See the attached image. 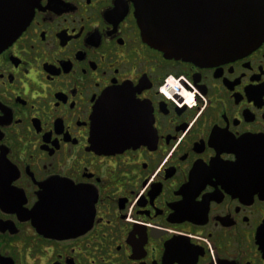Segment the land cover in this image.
I'll list each match as a JSON object with an SVG mask.
<instances>
[{
    "label": "flooded vegetation",
    "instance_id": "obj_1",
    "mask_svg": "<svg viewBox=\"0 0 264 264\" xmlns=\"http://www.w3.org/2000/svg\"><path fill=\"white\" fill-rule=\"evenodd\" d=\"M0 264H264V41L203 64L134 0H38L0 51Z\"/></svg>",
    "mask_w": 264,
    "mask_h": 264
},
{
    "label": "water",
    "instance_id": "obj_2",
    "mask_svg": "<svg viewBox=\"0 0 264 264\" xmlns=\"http://www.w3.org/2000/svg\"><path fill=\"white\" fill-rule=\"evenodd\" d=\"M134 2L143 39L167 57L217 63L251 52L264 41V0ZM37 3L38 0H0V51L26 28ZM129 89L122 86L111 93L118 96L117 91ZM116 105L115 100L105 97L96 110V130L104 148L126 144L120 139V129L127 127L118 123ZM245 144L243 140L240 145ZM246 164L245 152H237L235 166L244 169Z\"/></svg>",
    "mask_w": 264,
    "mask_h": 264
},
{
    "label": "built area",
    "instance_id": "obj_3",
    "mask_svg": "<svg viewBox=\"0 0 264 264\" xmlns=\"http://www.w3.org/2000/svg\"><path fill=\"white\" fill-rule=\"evenodd\" d=\"M164 92V91H163ZM165 95H167V94H165ZM168 97H169V95H167Z\"/></svg>",
    "mask_w": 264,
    "mask_h": 264
}]
</instances>
